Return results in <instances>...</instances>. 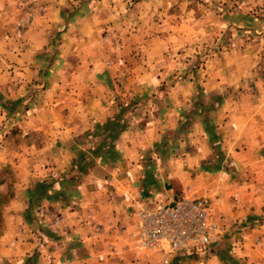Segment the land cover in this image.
Masks as SVG:
<instances>
[{"label":"crops","instance_id":"crops-1","mask_svg":"<svg viewBox=\"0 0 264 264\" xmlns=\"http://www.w3.org/2000/svg\"><path fill=\"white\" fill-rule=\"evenodd\" d=\"M129 1L0 0V264L255 261L236 232L165 262L137 247L138 207L198 198L264 229V35L195 83L180 57L206 40L204 2Z\"/></svg>","mask_w":264,"mask_h":264},{"label":"rangeland","instance_id":"rangeland-1","mask_svg":"<svg viewBox=\"0 0 264 264\" xmlns=\"http://www.w3.org/2000/svg\"><path fill=\"white\" fill-rule=\"evenodd\" d=\"M17 1L21 4L27 5H34L39 2V0L28 1L26 3L21 0ZM134 1L135 0H130L129 3ZM200 1L204 2L207 8L206 10H201V14L206 16L207 25L200 26L198 29H200L203 36H206V40L200 42L192 40V44H189L188 46L189 51L186 57H180L182 66L185 67V72L180 73L179 76L189 78L195 83H198L199 79L203 78L201 75L204 74L200 71H202L204 67L207 68L206 64L208 62L210 64V61L213 60L219 53L229 51L237 43L235 39L236 37L264 35V0H254L250 3L243 0ZM127 16L129 17L130 15L128 14ZM131 26L135 27L132 23H130L128 25L129 31H133L130 30ZM207 28L210 29L205 31ZM178 32L181 33V30ZM238 44H240L239 41ZM260 65L262 66V63H260ZM7 175L8 172L5 170L2 174L0 173V179ZM13 187L14 186H11L9 192L6 193V186L0 183V210L4 208V205L6 204L7 195L12 194L11 192ZM212 213L213 216L219 219L224 226V235L222 239H224L227 235L230 242L229 244H234L238 239V236H235L236 232L241 233L239 238H241L242 241H250L253 239L258 247L255 249V261H253L252 264H264V229L261 228L252 233L249 228L242 229V227H244L243 224H237L236 231L231 230L227 227L222 217L217 215L213 209ZM258 224H263V222L259 220L257 223L249 225V227H255ZM247 231H249V233H247ZM210 247L211 245L201 247L195 250L194 253L183 256L206 258ZM243 251L245 250L243 249ZM242 258H247V255H243Z\"/></svg>","mask_w":264,"mask_h":264},{"label":"built area","instance_id":"built-area-1","mask_svg":"<svg viewBox=\"0 0 264 264\" xmlns=\"http://www.w3.org/2000/svg\"><path fill=\"white\" fill-rule=\"evenodd\" d=\"M138 216V249H159L165 262L219 242L224 235L222 222L213 216L209 205L198 198L183 197L172 203H143L138 207Z\"/></svg>","mask_w":264,"mask_h":264}]
</instances>
